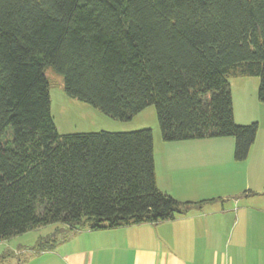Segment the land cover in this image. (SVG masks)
Returning a JSON list of instances; mask_svg holds the SVG:
<instances>
[{
	"label": "trees",
	"instance_id": "1",
	"mask_svg": "<svg viewBox=\"0 0 264 264\" xmlns=\"http://www.w3.org/2000/svg\"><path fill=\"white\" fill-rule=\"evenodd\" d=\"M49 70L110 118L154 106L164 142L231 137L242 162L259 124L235 122L230 79L264 103V0H0V241L61 225L38 253L207 203L158 188L151 129L60 134Z\"/></svg>",
	"mask_w": 264,
	"mask_h": 264
},
{
	"label": "crops",
	"instance_id": "2",
	"mask_svg": "<svg viewBox=\"0 0 264 264\" xmlns=\"http://www.w3.org/2000/svg\"><path fill=\"white\" fill-rule=\"evenodd\" d=\"M232 97L235 122L245 125ZM234 150L231 137L164 142L155 135L158 188L180 202L206 201L201 210L158 224L84 231L90 236L77 238V246L10 250L7 264H264V165L238 162Z\"/></svg>",
	"mask_w": 264,
	"mask_h": 264
},
{
	"label": "rangeland",
	"instance_id": "3",
	"mask_svg": "<svg viewBox=\"0 0 264 264\" xmlns=\"http://www.w3.org/2000/svg\"><path fill=\"white\" fill-rule=\"evenodd\" d=\"M47 75L53 84L50 87L51 113L60 134L100 131L123 133L151 129L154 136L156 135V139L160 138L163 141L157 111L154 106L148 107L131 120H116L108 117L92 105L69 97L64 91L62 76L52 70H49ZM230 85L231 90L235 94L238 120L245 125L255 122L259 124L254 145L256 146V156L250 160L247 158L246 160L248 161L246 162H251L256 166L260 164L264 165V157L261 156L264 150V103L258 99L260 79L258 77H236L230 79ZM61 227V225H49L8 240L0 241V255L10 250L21 249V247H33L40 237L52 236ZM83 236L90 235L85 232L72 235L66 241L67 246H77V243L74 241ZM61 244L64 243L62 242Z\"/></svg>",
	"mask_w": 264,
	"mask_h": 264
}]
</instances>
